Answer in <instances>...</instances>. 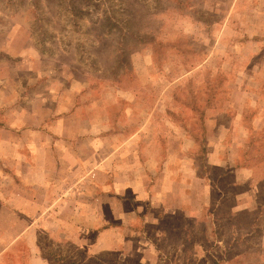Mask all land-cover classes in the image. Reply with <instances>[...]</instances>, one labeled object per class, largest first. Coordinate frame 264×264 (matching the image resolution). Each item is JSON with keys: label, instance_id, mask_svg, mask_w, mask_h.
<instances>
[{"label": "rangeland", "instance_id": "obj_1", "mask_svg": "<svg viewBox=\"0 0 264 264\" xmlns=\"http://www.w3.org/2000/svg\"><path fill=\"white\" fill-rule=\"evenodd\" d=\"M10 96L0 153L59 121L83 163L49 159L73 203L10 187L0 264H264V0H0V126Z\"/></svg>", "mask_w": 264, "mask_h": 264}, {"label": "crops", "instance_id": "obj_2", "mask_svg": "<svg viewBox=\"0 0 264 264\" xmlns=\"http://www.w3.org/2000/svg\"><path fill=\"white\" fill-rule=\"evenodd\" d=\"M11 95V94H10ZM9 99H13L12 102H9V104L7 105L8 107L5 108L4 112L6 116L11 115L10 119L9 117L7 118L8 123H4L2 126H0V143L1 141L5 140L3 137V132L6 130L5 126H9V121L11 122H15V118H14V114L16 113L17 107L13 105L15 104V97L14 96H10ZM10 101V100H8ZM44 101V100H43ZM2 103V102H1ZM0 103V104H1ZM2 106V105H1ZM0 106V111H2L1 109H3ZM5 106V105H3ZM45 105V103H43V106L39 109H34V118L36 122H39L37 124V128L38 129L36 133H34V137H38L39 135V129L41 131H45L43 128L42 123L43 122H47L48 119H50V117L52 115H58L60 114L59 112L63 113V108H61L60 106H56L53 109H48V107ZM23 108L22 111L24 113H28L27 110L31 109V107H27V106H22ZM45 107V109L42 110V108ZM73 111H69L66 113V115H68L69 113H71ZM69 118V117H68ZM42 121V122H41ZM73 123L71 124H66L65 128L62 129L61 123L58 121V123H55L53 125V128L51 130V132H49V134L55 135V132H59L60 136H62L63 139H65L64 145L60 148L59 154L54 158L53 155L48 156L45 155L41 158L40 162L42 164V166H38L37 162H38V158H36L37 156V151L35 150V144L33 143L34 146V150L32 151V157L28 156L26 154V144L28 142H20V141H16V146L18 148L17 150V155L18 157L15 160H11L10 158H6L2 153H0L1 156L4 157V160L2 161L5 165H1V158H0V180H6V185L1 186L0 185V210L2 211H8V212H16L18 210H21L23 208H19V209H15V208H11L9 205V201H7L6 199V195H10L9 193V189L10 187L13 189L12 192H17L15 191L16 189H18L19 187H21L22 185L17 184V181L25 182L26 183V188H32L34 186V188L37 186V182L35 180H37V176L35 173L37 170L39 171L38 173L42 176V178H44V182H41V186L45 185V188L48 189H53L55 194H56V198L54 197V199H52V203H50L49 207H47L46 210H51L53 209V207L56 205V202H61L62 200L68 198V201H71L73 203V197L76 193H80V189H78L79 184L81 183V181L79 180H74V181H65L66 184L64 186H59L58 182L60 181L62 183L61 180H65V177L63 179H59V177L55 176L53 174V172L50 170L51 168H49V159L52 157L53 162L57 163V165H65L67 166V171H70L73 166H80L82 165L83 161L80 160L77 150L75 149L74 146V142L76 140V138H74V128H73ZM47 127H49V125H46ZM18 129H16L17 131ZM10 132H8L7 136H10ZM50 136V135H49ZM14 138V137H13ZM49 138V137H48ZM67 138V139H66ZM15 139V138H14ZM78 140V139H77ZM6 142V141H5ZM9 146H13V144L9 141L6 142ZM6 147H8L7 145H5ZM38 147V146H37ZM9 148V147H8ZM25 152V153H24ZM43 154V153H42ZM47 154H51V151H49ZM7 156V155H6ZM8 157V156H7ZM111 155H108V159H110ZM106 159L103 160L102 163H105ZM101 166V165H100ZM3 167V168H2ZM75 167V168H76ZM24 168H29L31 169V174L28 175L26 173H24ZM91 172V170H89L88 173H86L84 175V178L86 179V177H88L89 173ZM3 176H5V178H3ZM67 177L70 178L69 173H67ZM18 187V188H17ZM24 189H19L18 193H22L23 190H27L25 189V186H22ZM59 187H61V189H59ZM95 189V185L92 187H89V189ZM81 190H87L85 187ZM92 190V191H93ZM88 191V190H87ZM54 194V196H55ZM6 203L9 206H6ZM6 206V207H5ZM25 210V209H23Z\"/></svg>", "mask_w": 264, "mask_h": 264}]
</instances>
